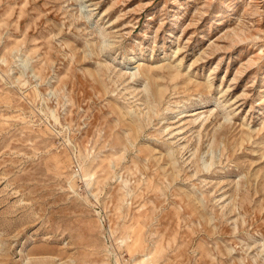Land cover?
Returning a JSON list of instances; mask_svg holds the SVG:
<instances>
[{"label": "rangeland", "instance_id": "obj_1", "mask_svg": "<svg viewBox=\"0 0 264 264\" xmlns=\"http://www.w3.org/2000/svg\"><path fill=\"white\" fill-rule=\"evenodd\" d=\"M0 264H264V0H0Z\"/></svg>", "mask_w": 264, "mask_h": 264}]
</instances>
